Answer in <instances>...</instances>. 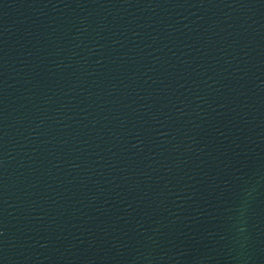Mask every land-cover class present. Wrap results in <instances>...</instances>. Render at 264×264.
Masks as SVG:
<instances>
[{"label": "water", "instance_id": "obj_1", "mask_svg": "<svg viewBox=\"0 0 264 264\" xmlns=\"http://www.w3.org/2000/svg\"><path fill=\"white\" fill-rule=\"evenodd\" d=\"M0 264H264V0H0Z\"/></svg>", "mask_w": 264, "mask_h": 264}]
</instances>
